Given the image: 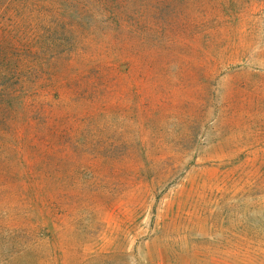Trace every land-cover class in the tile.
I'll return each instance as SVG.
<instances>
[{"label":"rangeland","instance_id":"374dc122","mask_svg":"<svg viewBox=\"0 0 264 264\" xmlns=\"http://www.w3.org/2000/svg\"><path fill=\"white\" fill-rule=\"evenodd\" d=\"M35 1L0 0V264H264V0Z\"/></svg>","mask_w":264,"mask_h":264},{"label":"trees","instance_id":"16d2710c","mask_svg":"<svg viewBox=\"0 0 264 264\" xmlns=\"http://www.w3.org/2000/svg\"><path fill=\"white\" fill-rule=\"evenodd\" d=\"M61 4H63L67 9L66 11H62L64 14H66L67 11L68 12L72 11V9L78 5L76 0H65V1L63 0V3ZM27 5L29 7L39 8L40 10L50 5V3L47 2V0H36L35 2ZM2 32L6 34V30H2ZM2 38L4 37L0 35V106L3 105L5 101L4 95H6V93L4 92L8 89V86L12 85L14 80H16V74H17V72H15L16 62L12 61L10 58V54L13 52L14 47H16L15 41H10V39H2ZM7 43H9L11 47H8ZM15 93L10 94L11 100H7L9 103H12V101L14 100ZM13 110L14 109H11V111Z\"/></svg>","mask_w":264,"mask_h":264}]
</instances>
